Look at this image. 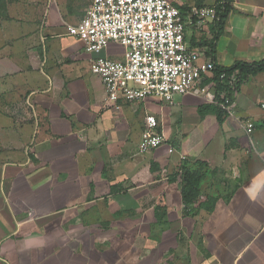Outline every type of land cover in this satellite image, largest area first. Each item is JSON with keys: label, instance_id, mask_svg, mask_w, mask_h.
<instances>
[{"label": "crops", "instance_id": "crops-1", "mask_svg": "<svg viewBox=\"0 0 264 264\" xmlns=\"http://www.w3.org/2000/svg\"><path fill=\"white\" fill-rule=\"evenodd\" d=\"M74 1H49L41 23L11 28L38 30L28 98L38 127L0 166V264H264V71L245 78L221 123L218 92L203 80L171 104L149 97L116 107L90 70L97 54L66 32L84 16L72 19ZM170 1L185 10L186 41L210 59L213 18L189 14L216 0ZM230 4L216 63L263 59L264 0ZM149 114L165 141L140 153ZM186 171L200 176V195L188 202Z\"/></svg>", "mask_w": 264, "mask_h": 264}, {"label": "built area", "instance_id": "built-area-1", "mask_svg": "<svg viewBox=\"0 0 264 264\" xmlns=\"http://www.w3.org/2000/svg\"><path fill=\"white\" fill-rule=\"evenodd\" d=\"M189 16L201 23L214 17V9L193 7ZM66 32L81 40L86 52L97 54L90 70L100 78L106 102L116 107L119 101L149 97L171 104L192 91L214 67L202 51L186 41L184 16L170 0H91L84 16L67 25ZM110 44L122 48L120 58L99 55ZM220 78L235 97L238 71L222 73ZM231 94L221 92L217 102L228 114L233 112ZM157 126L153 115L145 117L138 152L146 153L164 143ZM244 126L249 132L253 124L246 121Z\"/></svg>", "mask_w": 264, "mask_h": 264}, {"label": "rangeland", "instance_id": "rangeland-1", "mask_svg": "<svg viewBox=\"0 0 264 264\" xmlns=\"http://www.w3.org/2000/svg\"><path fill=\"white\" fill-rule=\"evenodd\" d=\"M49 1L53 0H0V166L7 152L24 151L30 145L38 127V118L28 104L29 95L36 88L35 62L39 56L37 49L33 51L35 45L30 38L38 35V30L11 28L15 27V21L41 23ZM85 2L88 0L73 2L76 9H71L75 11L72 19L77 21L84 15L81 8ZM3 24L10 29L3 30ZM18 42L21 46L17 47ZM108 49L118 51L120 46L110 44Z\"/></svg>", "mask_w": 264, "mask_h": 264}, {"label": "trees", "instance_id": "trees-1", "mask_svg": "<svg viewBox=\"0 0 264 264\" xmlns=\"http://www.w3.org/2000/svg\"><path fill=\"white\" fill-rule=\"evenodd\" d=\"M231 0H216V4L214 6V17L210 23V28L213 30V37L209 44V51L208 55L210 60L213 62L214 67L208 73L205 74L203 77V83H210L212 84L215 89L217 90V101H220L219 94L224 92L227 95H230L232 92L225 85V79L220 78L222 73H226L230 75L234 71H238V81L235 87V95L238 93L241 84L248 76L257 75L260 72L264 71V58L259 61H252V62H245L242 60H236L230 66H220L216 63L214 53H215V42L218 39L219 35L223 31L224 21L229 13L230 10L233 9L232 5L230 4ZM184 15L185 10L183 8L178 7ZM234 94V93H233ZM231 94V96L233 95ZM234 99L235 97L232 96ZM215 112L217 115V120L219 123L222 122V115L225 114V111L218 105L215 107ZM183 186H182V197L183 199L188 202L191 199L197 198L200 195L199 192V180L200 176L196 175L194 172L186 171L182 175Z\"/></svg>", "mask_w": 264, "mask_h": 264}]
</instances>
